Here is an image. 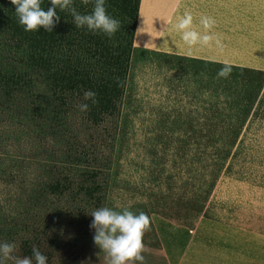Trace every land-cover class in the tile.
Wrapping results in <instances>:
<instances>
[{"label": "crops", "instance_id": "1", "mask_svg": "<svg viewBox=\"0 0 264 264\" xmlns=\"http://www.w3.org/2000/svg\"><path fill=\"white\" fill-rule=\"evenodd\" d=\"M238 7L264 26V0ZM232 9L140 0L95 264H264V196L200 195Z\"/></svg>", "mask_w": 264, "mask_h": 264}, {"label": "trees", "instance_id": "2", "mask_svg": "<svg viewBox=\"0 0 264 264\" xmlns=\"http://www.w3.org/2000/svg\"><path fill=\"white\" fill-rule=\"evenodd\" d=\"M139 3L140 0H0V53L7 55L6 59L0 55V109L18 112L16 120L21 118L28 127L24 135L19 129L25 142H20L21 147L29 153H40L32 166L23 161L22 173L27 179L22 185L8 190L0 187V229L5 218L12 221L6 230H0L5 235L11 236L18 226L30 227L25 215L30 204L42 206L48 198L69 192L84 198L79 217H89L94 230H100ZM23 92L31 99L28 110L25 107L21 112L15 104ZM75 106L93 125L107 119L113 132L106 127L107 135L97 154L74 149L72 138L65 140L67 143L63 140L66 147L59 155L67 157L70 165L56 178L43 182L40 178L53 165L45 162L51 158L46 144L54 142L55 137L62 138L60 130ZM30 119H39L44 127L30 129ZM12 139L10 135L0 137V148L18 146L19 142ZM3 164L0 162V173L7 168ZM40 239L38 234L23 238L18 246L21 255L41 257ZM57 242V238H51V248Z\"/></svg>", "mask_w": 264, "mask_h": 264}, {"label": "rangeland", "instance_id": "3", "mask_svg": "<svg viewBox=\"0 0 264 264\" xmlns=\"http://www.w3.org/2000/svg\"><path fill=\"white\" fill-rule=\"evenodd\" d=\"M238 4L239 0H233L232 37L230 46L226 44V58L231 57V68L227 66L217 68L216 72L212 147L208 150L207 147L201 146V170L203 164L210 166V174L201 172V182L213 179L211 174L213 167L215 177L213 188L201 189L200 195L205 197L264 196V26L258 29L242 27L240 21L254 18V13L239 11ZM258 33L262 35H257ZM0 55L7 58L5 52ZM30 99L31 97L23 92L17 98L15 106L19 107L21 112L25 107L28 110ZM27 110L26 112L29 113ZM7 111L0 109V137L13 136L20 145L24 137L18 134L19 129L24 135L28 127L24 122L21 123V118L19 122L16 120L15 114L18 113L16 110H13V113ZM106 120L93 125L84 119L81 109L75 106L68 113L66 123L60 130V134H63L62 138L54 136L56 140L46 144L51 158L46 159L45 162L53 165L49 168L48 174L40 180L44 182L56 178L70 165L66 160L67 157L59 155L65 150V140L73 139L71 142L75 143L72 147L76 150L88 149L97 154L105 141L106 127L109 133L113 132L112 124ZM30 123L32 125L30 129L34 131L44 127L39 119H30ZM18 135L21 138L17 137ZM21 144H25L24 140ZM19 145L0 148V162H4L3 165L7 167L0 173V187L5 190L18 187L26 181L27 176L22 173L23 161L32 166L40 154L36 151L29 153ZM208 154L209 162H207ZM94 164L93 162L91 166ZM73 193L50 197L42 206L30 204L28 207L30 209H27L28 213L25 214L30 222L28 229L18 226L11 236L1 231L0 264H95L101 228L96 231L94 222L89 217L88 219L79 217L84 198ZM8 224L12 225V221L5 218L0 230H6ZM36 234L42 238L40 239L43 245L42 256L23 257L18 248L19 243L23 238H33ZM54 237L58 242L51 248L49 240Z\"/></svg>", "mask_w": 264, "mask_h": 264}]
</instances>
